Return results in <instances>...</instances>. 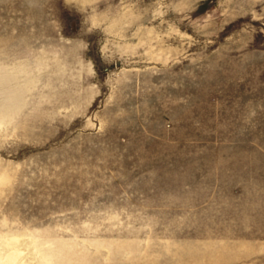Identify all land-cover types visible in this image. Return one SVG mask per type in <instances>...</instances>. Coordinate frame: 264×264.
<instances>
[{"label":"rangeland","instance_id":"obj_1","mask_svg":"<svg viewBox=\"0 0 264 264\" xmlns=\"http://www.w3.org/2000/svg\"><path fill=\"white\" fill-rule=\"evenodd\" d=\"M44 263L264 264V0H0V264Z\"/></svg>","mask_w":264,"mask_h":264},{"label":"water","instance_id":"obj_2","mask_svg":"<svg viewBox=\"0 0 264 264\" xmlns=\"http://www.w3.org/2000/svg\"><path fill=\"white\" fill-rule=\"evenodd\" d=\"M43 240H44V239H43ZM51 245H52V241H51V240H44L43 243H42L41 248L38 247V246H36V248L39 249V251H41V253H42L41 256H39V260H41V261H43V262H45V263H48V258L45 257L44 255L49 254ZM34 250H35V249H34ZM30 251H31V254H32V255H36V252H34V251H32V250H30ZM43 253H45V254H43ZM42 256H43V257H42ZM41 257H42V258H41ZM45 263H44V264H45Z\"/></svg>","mask_w":264,"mask_h":264},{"label":"bare ground","instance_id":"obj_3","mask_svg":"<svg viewBox=\"0 0 264 264\" xmlns=\"http://www.w3.org/2000/svg\"><path fill=\"white\" fill-rule=\"evenodd\" d=\"M33 79V80H32ZM33 81H34V78H30V80L27 82V89H28V86H29V83H33ZM42 254V253H41ZM43 257V256H42ZM41 257V258H42Z\"/></svg>","mask_w":264,"mask_h":264}]
</instances>
